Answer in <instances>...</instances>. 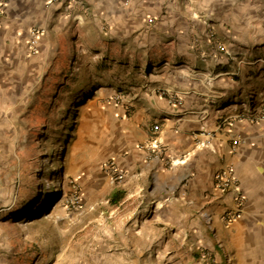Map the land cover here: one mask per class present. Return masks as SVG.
I'll return each instance as SVG.
<instances>
[{"label":"crops","instance_id":"1","mask_svg":"<svg viewBox=\"0 0 264 264\" xmlns=\"http://www.w3.org/2000/svg\"><path fill=\"white\" fill-rule=\"evenodd\" d=\"M94 18L159 74L127 96L81 179L111 177L99 155L110 153L126 176L110 190L126 194L121 204L168 211L171 225L183 209L209 259L264 264V0H0V133L26 113L63 33ZM229 168L244 205L236 187H217Z\"/></svg>","mask_w":264,"mask_h":264},{"label":"rangeland","instance_id":"2","mask_svg":"<svg viewBox=\"0 0 264 264\" xmlns=\"http://www.w3.org/2000/svg\"><path fill=\"white\" fill-rule=\"evenodd\" d=\"M53 54L26 113L0 133V264H217L183 209L175 210L177 224H166L168 211H141L137 198L109 203L110 190L126 183L124 172L92 184L80 176L94 144H105L124 115L127 96L152 82L158 67L95 18L65 31ZM82 82L91 96L60 115L56 93ZM46 127L65 128L55 153L43 141ZM100 154L103 165L114 158Z\"/></svg>","mask_w":264,"mask_h":264},{"label":"trees","instance_id":"3","mask_svg":"<svg viewBox=\"0 0 264 264\" xmlns=\"http://www.w3.org/2000/svg\"><path fill=\"white\" fill-rule=\"evenodd\" d=\"M71 61L72 59L70 58L68 62H71ZM72 85H75V84H70V85H67V83L65 84V88L67 89V92L65 94L59 95L58 93H56L57 96H56L55 101L59 97V99L62 102L61 105H58L56 108L57 111L60 113V115L67 116L70 113L71 107H75L77 104L85 102L86 99L91 96L93 89L91 88L90 90H87L86 88L87 83L82 82L81 84L76 85V87H73ZM58 87H55V89L57 90ZM46 130L49 131V128L46 127ZM64 130L65 128L60 127L58 130L49 131V133L44 136L43 141L45 145L49 147L52 153H55V151L57 150L56 146L62 139ZM41 132L39 133L40 136L41 134H43ZM33 192H36V191H33ZM34 194L35 193H31L30 196H35ZM125 196L126 194L122 190L120 189L114 190L110 195L109 203L113 206H119L124 200Z\"/></svg>","mask_w":264,"mask_h":264},{"label":"built area","instance_id":"4","mask_svg":"<svg viewBox=\"0 0 264 264\" xmlns=\"http://www.w3.org/2000/svg\"><path fill=\"white\" fill-rule=\"evenodd\" d=\"M38 33L35 34L34 39H33V44H32V49L33 51L36 50V46L38 43ZM258 119H264V109L262 111V113L259 114ZM160 130V126L154 125V127L152 128V131L154 133L158 132ZM234 143L237 145L239 143V141L235 140ZM208 143H200V145L205 146ZM155 148L158 147V145H154ZM104 168H106L109 173H111V175L113 176V178L115 177H122V175H124V173L121 171V169L118 167L117 163L115 160H109L108 162H106L104 164ZM216 183H217V187L220 191L225 192L227 190H229V188L231 187H236V201L240 204V205H244L246 198L241 190V188L239 187V181L238 178L236 177V175L234 174L232 169H226L223 171H220L217 173L216 175ZM234 217L231 214H227L224 217V220L229 222L230 220H232ZM208 221L210 223H208L209 226H211V219H208Z\"/></svg>","mask_w":264,"mask_h":264}]
</instances>
